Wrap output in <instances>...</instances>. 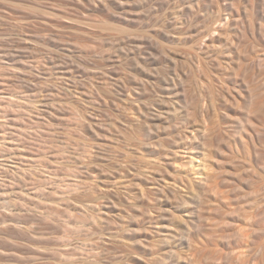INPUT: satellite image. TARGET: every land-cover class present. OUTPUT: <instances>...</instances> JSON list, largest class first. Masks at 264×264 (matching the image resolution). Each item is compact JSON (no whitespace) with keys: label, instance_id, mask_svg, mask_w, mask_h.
I'll use <instances>...</instances> for the list:
<instances>
[{"label":"rangeland","instance_id":"1","mask_svg":"<svg viewBox=\"0 0 264 264\" xmlns=\"http://www.w3.org/2000/svg\"><path fill=\"white\" fill-rule=\"evenodd\" d=\"M0 264H264V0H0Z\"/></svg>","mask_w":264,"mask_h":264}]
</instances>
